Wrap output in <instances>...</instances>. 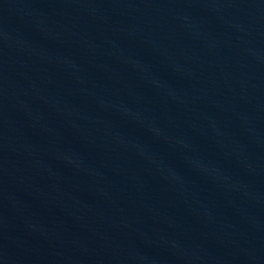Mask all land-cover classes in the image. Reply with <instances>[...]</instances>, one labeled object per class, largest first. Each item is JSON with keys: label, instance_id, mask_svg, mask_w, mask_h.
I'll use <instances>...</instances> for the list:
<instances>
[{"label": "water", "instance_id": "1", "mask_svg": "<svg viewBox=\"0 0 264 264\" xmlns=\"http://www.w3.org/2000/svg\"><path fill=\"white\" fill-rule=\"evenodd\" d=\"M0 264H264V0H0Z\"/></svg>", "mask_w": 264, "mask_h": 264}]
</instances>
